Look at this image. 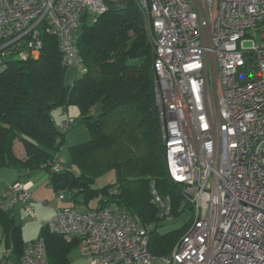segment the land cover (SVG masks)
Masks as SVG:
<instances>
[{
	"label": "built area",
	"instance_id": "2783aa9c",
	"mask_svg": "<svg viewBox=\"0 0 264 264\" xmlns=\"http://www.w3.org/2000/svg\"><path fill=\"white\" fill-rule=\"evenodd\" d=\"M134 1L153 51L168 178L192 206L190 224L165 256L148 252L147 228L115 202L58 208L45 226L76 241L89 264H264V0ZM106 8V0H0V66L3 57L38 58L49 35L62 65L84 73L77 31ZM250 29L262 43L249 39ZM73 124L68 117L59 129ZM51 170L63 171L58 159ZM31 200L27 184L16 182L0 209L19 205L33 216ZM152 201L172 222L170 198L153 192ZM9 254L0 264H48L41 238L26 243L17 262Z\"/></svg>",
	"mask_w": 264,
	"mask_h": 264
},
{
	"label": "trees",
	"instance_id": "16d2710c",
	"mask_svg": "<svg viewBox=\"0 0 264 264\" xmlns=\"http://www.w3.org/2000/svg\"><path fill=\"white\" fill-rule=\"evenodd\" d=\"M106 7L77 31L75 48L85 72L71 84L66 83L68 68L53 36H43L38 58L3 60L0 169L18 165L24 174L44 167L48 185L55 195L66 194L68 206L88 204L93 198L98 199L95 208L110 202L122 205L147 228L148 252L165 256L189 226L192 206L184 201L182 187L168 178L153 98V51L143 16L134 0H106ZM70 106L76 107L89 139L68 147L70 168L53 172L68 131L59 129L53 110L65 112ZM16 141L24 148V160L13 153ZM110 171L115 183L94 187L95 180ZM153 192L170 198L172 222L183 220L182 228L158 233L168 222L159 218ZM0 226L4 249L17 262L26 245L22 227L15 224L12 211L1 209ZM40 238L48 264H70L67 256L77 248L76 241L66 242L46 226Z\"/></svg>",
	"mask_w": 264,
	"mask_h": 264
},
{
	"label": "rangeland",
	"instance_id": "374dc122",
	"mask_svg": "<svg viewBox=\"0 0 264 264\" xmlns=\"http://www.w3.org/2000/svg\"><path fill=\"white\" fill-rule=\"evenodd\" d=\"M135 5L138 8V3L134 1ZM139 9V8H138ZM93 22V18L91 16L87 17L84 23L86 25H89ZM249 35H251V41L254 43V41H258L260 43L263 42L261 39L260 33L255 32L253 30H248L247 32ZM251 44V43H250ZM3 59H7L6 57H3ZM78 74V68L75 66L68 67L67 69V74H66V83L71 84L73 82L74 77ZM59 112V115H58ZM62 110L61 108H57L53 110V116L55 119H60L62 116L61 115H66V114H61ZM61 114V115H60ZM67 115L69 117H72L75 120V124L73 127H71L66 133H65V146L60 149V151L57 154L58 157V162L62 165L63 168L67 169L71 167V162H70V155L68 151V147L76 144L83 143L89 139V133L87 131V128L85 125L81 122V118L79 116V113L74 106L68 107V113ZM64 117V116H63ZM115 183V176L114 172L110 171L105 173L102 176H99L95 182H94V187L96 188H102L105 185L109 184H114ZM45 186H43V189ZM46 190V189H45ZM47 193L42 191L41 194V200L44 198V196ZM40 199V198H39ZM40 200V201H41ZM46 206H43L42 204H36L32 203V209L34 212L33 216L27 215L23 210L21 211L19 209V205H17L14 210L12 211V216L14 217L15 224H20L22 227V238L27 241H34L36 238H38L39 232L41 227L45 226L55 215H51V210H54V204L55 205H61L63 206H68L69 204L67 203L66 200L64 201H58L56 198V195L53 192H50L49 198ZM98 206V199L93 198L89 200L88 204H78L77 207L82 210H86L88 208L94 209L95 207ZM57 209V208H56ZM55 209V211H56ZM182 221H173V222H168L159 228H157V231L159 234H167L172 231L178 230L182 228ZM5 252L4 249V244L2 241V228L0 226V259L3 257V254ZM70 264H89L88 260L85 257H82L79 254V251L77 248H74L71 250V252L67 256Z\"/></svg>",
	"mask_w": 264,
	"mask_h": 264
},
{
	"label": "crops",
	"instance_id": "0c3cea01",
	"mask_svg": "<svg viewBox=\"0 0 264 264\" xmlns=\"http://www.w3.org/2000/svg\"><path fill=\"white\" fill-rule=\"evenodd\" d=\"M67 113H68V109L65 112L62 111L61 114H66V115L60 114L62 117L60 119H55L56 123L60 124L63 120L68 118L69 116L67 115ZM58 115H59V112H58ZM13 153L18 159H20V160L25 159L24 148L19 141H16L14 143ZM20 174H21V177H19ZM17 181L21 182L22 184H27L28 190H29V192L31 194V198H32L31 204L32 203H36V204L38 203V204H42L43 206H46L45 204L50 202L48 200L49 194H50V192H53V191H52L51 187L48 185V174L45 170L38 168V169H34V170H31L30 172H26L23 174V173L19 172V166L18 165L6 167V168H1L0 169V197L4 194L6 188L9 185H12ZM43 186H45L44 189H43ZM42 191H44L47 194L41 200ZM31 207H32V205H31ZM60 207H61V205H55L54 204V210H51V215L52 214L54 215L55 209L56 208L58 209ZM25 242H27V241H25Z\"/></svg>",
	"mask_w": 264,
	"mask_h": 264
},
{
	"label": "clouds",
	"instance_id": "9594fccd",
	"mask_svg": "<svg viewBox=\"0 0 264 264\" xmlns=\"http://www.w3.org/2000/svg\"><path fill=\"white\" fill-rule=\"evenodd\" d=\"M71 118H72V117H71ZM63 121H64V120H63ZM74 124H75V120H74ZM58 126H59V124H58ZM69 129H70V128H69ZM69 129H68V130H69ZM63 132H66V131H63ZM57 159H58V157H57ZM39 169H42V168H39ZM43 170H44V169H43ZM26 172H28V171H26ZM26 172H25V173H26ZM9 186H10V185H9ZM2 196H3V195H2ZM31 202H32V200H31ZM30 204H31V203H30ZM36 239H38V238H36ZM34 241H35V240H34ZM30 242H33V241H30ZM26 243H28V242H26ZM5 251H7V250H5ZM11 259H12V258H11ZM12 260H13V259H12Z\"/></svg>",
	"mask_w": 264,
	"mask_h": 264
},
{
	"label": "bare ground",
	"instance_id": "6f19581e",
	"mask_svg": "<svg viewBox=\"0 0 264 264\" xmlns=\"http://www.w3.org/2000/svg\"><path fill=\"white\" fill-rule=\"evenodd\" d=\"M153 98H154V94H153ZM7 189V188H6Z\"/></svg>",
	"mask_w": 264,
	"mask_h": 264
}]
</instances>
